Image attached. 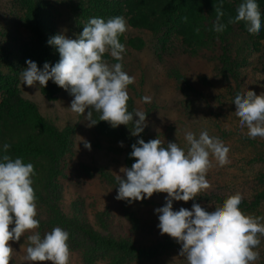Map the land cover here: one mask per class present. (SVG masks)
Segmentation results:
<instances>
[{
    "label": "rangeland",
    "instance_id": "rangeland-1",
    "mask_svg": "<svg viewBox=\"0 0 264 264\" xmlns=\"http://www.w3.org/2000/svg\"><path fill=\"white\" fill-rule=\"evenodd\" d=\"M78 2L45 0L44 12L48 14L44 22L52 36L63 34L67 38L77 39L82 33L89 19H82ZM24 15L25 10L17 0H0V73L3 76L16 75L19 94L33 102L43 118L70 134V144L62 156V173L57 177L62 212L69 218L80 219L101 235L127 237L138 247L158 243L165 245L157 256L121 261L116 253L95 249L89 252L88 245L82 253L68 241L71 253L69 264H187L186 259L179 256L181 245L167 234L161 235L157 227L159 219L155 209L165 205L166 193H154L151 198L131 204L115 199L118 194L116 176L123 175L120 172L122 167L131 168L135 163V158L130 156L132 150L128 137L132 123L120 125L113 132L103 130L99 122L88 127L85 120L88 110L84 115L73 113L70 105L74 97L68 90L60 87L53 98H47L41 93L38 83L34 87L22 84L20 72L27 66L18 61L15 49L23 39L28 38ZM127 25L128 29L123 34L126 43L129 40L134 45L140 41L144 43L139 49L132 44H124L126 51L122 61L123 70L135 77V82L128 86L131 112L140 110L147 114L144 136L160 139L165 147L169 142H176L187 151L185 131H192L198 138L200 132L206 130L210 137L219 138L230 149V163L223 167L210 157L212 167L206 178L211 187L194 200L173 201V210L178 211L181 207L191 210L193 203H198L211 212L237 192L246 201L252 200L264 190V138L250 139L246 135L247 128L240 127L239 118L234 114L235 83L221 73L219 61L213 57L215 51L195 54L173 33L167 37L165 32L154 34L150 30ZM53 53L59 61V52L53 50ZM241 56V92L244 94L250 90L257 95L264 93L263 51L255 52L249 48ZM104 59L110 64L117 62L108 54ZM174 74L186 78L195 91L176 82ZM3 80L1 76L0 94ZM145 96L151 98L150 103L144 102ZM98 118L99 114L93 112V119ZM84 140L90 142V151L84 147ZM120 142L123 143L122 147ZM213 194L217 197L211 196ZM241 211L264 218V200L257 206ZM37 213L38 218L43 220L53 216L42 205L37 206ZM261 223H264V219ZM53 228L52 225L43 224L35 231L43 238ZM62 229L71 235L67 229ZM31 234L26 232L19 241H10L14 249L10 264H28L23 257L29 246L27 237ZM260 240V245L254 249L259 253V258L253 264H264V236ZM170 241L171 244H168Z\"/></svg>",
    "mask_w": 264,
    "mask_h": 264
},
{
    "label": "clouds",
    "instance_id": "clouds-1",
    "mask_svg": "<svg viewBox=\"0 0 264 264\" xmlns=\"http://www.w3.org/2000/svg\"><path fill=\"white\" fill-rule=\"evenodd\" d=\"M214 8L216 21L212 30L219 33L225 28L221 23L223 0ZM241 21L250 34H259L262 24L257 0H244L237 8V15L228 23ZM127 29L123 16L107 21L93 17L83 26L77 39L63 34L51 37L48 44L58 50L59 62L54 66L45 62L40 69L36 62L27 60V67L20 72L22 84L34 87L38 83L45 88L52 80L74 97L70 105L73 113L84 115L88 110L85 116L88 127L99 121L107 122L112 128L132 123L131 135L139 136L146 127L147 114L140 110L128 111V86L135 82V77L123 70L126 48L119 40ZM105 54L117 62L110 64L104 59ZM143 100L151 102L148 96ZM233 103L234 114L239 118L240 127L247 128L248 138H264V93L257 95L250 90L238 93ZM93 112L99 114V120L93 119ZM184 139L187 151L176 142L164 147L158 138L148 142L139 139L132 144L130 156L135 158V163L131 168L122 167L123 175L116 176L118 194L115 199L131 204L151 198L154 193H166L165 205L155 209L159 219L157 227L161 235L167 234L181 245L179 256L184 257L187 264H253L259 258L254 249L264 236V223H261L264 218L241 211V193L228 196L211 212L198 203H193L191 210L183 207L173 210V201L194 200L211 187L206 178L212 167L210 157L220 167L230 163L229 147L219 138L210 137L206 130L201 131L198 138L186 130ZM83 143L90 151V142L84 140ZM10 147L5 143L3 151L7 153ZM34 174L32 163L25 164L21 158L12 159L8 155L0 157V264H10L14 251L10 241H19L26 232L33 234L27 237L25 262L69 264L70 234L66 230L54 227L43 238L35 231L39 220L32 187Z\"/></svg>",
    "mask_w": 264,
    "mask_h": 264
},
{
    "label": "trees",
    "instance_id": "trees-1",
    "mask_svg": "<svg viewBox=\"0 0 264 264\" xmlns=\"http://www.w3.org/2000/svg\"><path fill=\"white\" fill-rule=\"evenodd\" d=\"M17 1L25 10L24 23L28 32V38L23 39L15 49L18 61L27 66L26 61L32 60L40 69L45 62L54 66L59 61L53 50H58L48 44V40L53 36L49 26L44 22L45 15L48 14L44 12L45 0ZM243 2L244 0H223L224 16L221 23L225 28L219 33L212 29L216 21L214 6L219 5L220 0H79L77 7L82 19L87 21L93 17L107 21L112 17L123 16L133 28L150 30L154 34L165 32L167 37L173 33L195 54L199 51H215L213 57L218 59L221 73L234 81L236 95L243 94L240 89V64L243 60L241 55L249 48L264 53V0H257L262 24L259 34H250L243 21L228 23L230 18L237 15V8ZM119 40L122 44L129 43L137 49L144 44L140 41L138 45H134L130 40L126 43L123 35ZM1 76L4 78V84L0 94V157L8 155L12 159L21 158L25 164H33L35 174L32 177V187L36 193V204L42 205L53 214L44 220L37 216L38 230L43 224L65 228L71 233L69 238L71 244L82 253L85 251L84 247L88 245L89 252L90 249H95L116 253L118 254L116 257L121 261L130 258H150L163 251L165 245L161 246L160 243L138 247L127 237L101 235L80 219L69 218L62 212L57 177L62 173V156L70 144V134L43 118L37 106L19 94L16 75L3 76L0 73ZM174 76L181 86L195 91L186 78L179 74ZM59 90L60 87L52 80L48 81L45 88H40L41 93L47 98H53ZM127 104L131 112L133 110L131 101L128 100ZM99 124L103 130L114 131L107 122L99 121ZM128 137L131 150L132 144L139 139L145 142L151 140L144 136L143 132L139 136ZM5 143L11 146L7 153L3 151ZM211 196L217 197L215 194ZM262 200L264 190L250 201L243 199L239 208L249 209L257 206ZM168 244H171V241Z\"/></svg>",
    "mask_w": 264,
    "mask_h": 264
}]
</instances>
